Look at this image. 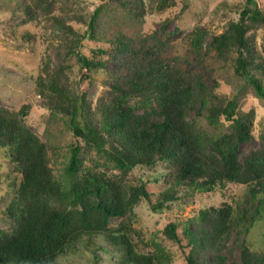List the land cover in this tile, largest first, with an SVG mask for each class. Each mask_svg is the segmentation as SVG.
Listing matches in <instances>:
<instances>
[{
	"label": "trees",
	"instance_id": "1",
	"mask_svg": "<svg viewBox=\"0 0 264 264\" xmlns=\"http://www.w3.org/2000/svg\"><path fill=\"white\" fill-rule=\"evenodd\" d=\"M90 1L97 4L89 19L78 11L85 0H28L23 6L26 23L51 21L60 48L86 79L103 72L115 55H125L127 62L108 74L110 85L93 107L82 81L75 85L69 79L73 64L43 67L34 78L36 93L64 123V132L47 134L48 140L25 124L30 103L19 110L0 106V155L19 175L8 185L16 195L6 208L12 226L0 227V264H60L61 257L83 248L93 251L94 264L102 260L99 253L109 254L114 264H171L165 245L153 240L150 246L133 228L136 206L147 200L159 211L182 199V192L248 186L246 200L201 209L183 223V234L174 221L163 230L183 249L187 264H227L222 250L233 232L247 234L264 223V149L239 154L242 143L254 137L256 109L243 108L242 90L218 92L222 83L209 87L199 72L184 70L180 57L173 60L151 45V36L105 25L113 7L141 19L178 0ZM223 5L239 19L228 21L212 41L206 25L195 27L187 36L190 53L220 61L264 100V54L256 40L264 28V8L257 0ZM87 38L97 44L86 52ZM201 119L218 131L206 130ZM60 156L57 173L54 157ZM159 163L169 167L161 174L167 186L153 201L146 169ZM115 218L120 222L113 224ZM241 250L243 264H264V249L252 250L246 238Z\"/></svg>",
	"mask_w": 264,
	"mask_h": 264
},
{
	"label": "rangeland",
	"instance_id": "2",
	"mask_svg": "<svg viewBox=\"0 0 264 264\" xmlns=\"http://www.w3.org/2000/svg\"><path fill=\"white\" fill-rule=\"evenodd\" d=\"M26 1L28 0H0V106L19 110L23 104L30 103L32 107L25 118V124L44 140H48L47 134L53 137L54 134L64 132V123L50 114L36 93L34 78L43 71V67L50 64L51 68L56 70L63 63L73 64L72 70L68 72L69 79L75 85L82 81L81 87L88 93L89 103L93 107L98 97L110 85L106 79L108 74L123 69L127 58L123 54L115 55L114 59L107 62L103 72L93 73L90 79H86L75 60L69 57L67 49L60 48V33L48 18H42L40 23L25 22L23 6ZM85 1L83 9L80 7L78 11L89 19L97 1ZM177 2L176 6L164 11L155 10L141 19L132 18L122 9L117 10L113 7L110 11L107 10L105 25L125 34L151 36L150 43L153 47L173 60L180 57V65L184 70L199 72L204 76L209 87L214 86L216 82L222 83L217 89L218 92L230 93L232 89L233 91L242 90L243 108L254 107L257 114L254 123V137L242 143L239 149L240 157H244L250 150L264 149V100L256 97L252 90L244 84L243 79L223 68L220 61L204 54H191L187 38L188 33L195 27L206 25L211 32L208 41H212L215 35L224 31L228 21L238 20L240 17L239 13L229 11L223 3L231 5L245 2V0H178ZM257 2L260 7L264 8V0H257ZM60 5L59 3L58 8ZM77 7L74 8L72 5L74 10ZM73 25L82 31L87 30L84 24L74 22ZM256 34L258 48L264 54V28L258 29ZM96 44L97 42L87 38L84 51H89ZM8 63L12 66L7 67ZM226 83H230L233 88ZM195 114L196 111H193L192 115ZM201 123L210 132L218 131L205 119H201ZM54 140L57 141V138ZM49 150L52 155L53 144L51 142H49ZM61 160V156L54 157L57 173L62 168ZM168 169L165 163H159L155 168L146 169L147 178L152 183L153 201L160 190L167 186L161 174ZM0 174V227L11 228L12 222L6 213V208L15 197L16 189L8 185L19 175L14 165L3 154L0 155ZM156 178H159V181H156ZM248 191V186L228 184L227 187L217 188L212 192L189 194L182 192V199L170 203V207L159 211H154L151 203L143 200L134 209L133 228L141 233L145 243L150 246L153 240L165 245L173 256L171 264H187L183 249L166 238L163 233L166 225L172 221L180 223V232L183 234V223L196 217L201 209L222 206L225 202H242L249 197ZM120 220L121 218H115L112 223L117 224ZM263 233L264 223L247 234L234 231L230 241L222 250L227 258V264H243L241 242L245 238L251 243L252 250L258 252L263 250ZM149 245L147 247H150ZM99 254L102 260L96 264H114L109 254ZM60 264H94L93 251L83 248L82 253L61 257Z\"/></svg>",
	"mask_w": 264,
	"mask_h": 264
}]
</instances>
